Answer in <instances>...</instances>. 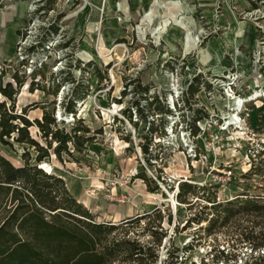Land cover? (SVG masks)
I'll return each instance as SVG.
<instances>
[{"label":"rangeland","instance_id":"1","mask_svg":"<svg viewBox=\"0 0 264 264\" xmlns=\"http://www.w3.org/2000/svg\"><path fill=\"white\" fill-rule=\"evenodd\" d=\"M15 1L25 21L14 57L0 61V85L17 89L15 110L26 106L30 120L45 107L59 127L70 131L81 119L95 134L81 152L59 160L51 150L41 161L53 174L80 179L77 200L95 220L115 223L159 208L166 232L159 245L145 229L159 222L154 212L127 227L129 238L151 246L148 264H243L262 256L264 247L247 242L232 248L251 219L237 214L222 224L209 200L264 195V175L249 174L254 167L264 174V0H0V10ZM72 98L75 114L63 108ZM29 131L46 144L35 125ZM148 142L149 155L141 150ZM23 151L0 143L15 166L24 164ZM112 175L130 179V203L105 199ZM183 181L196 192L179 200ZM10 198L0 192V221ZM217 249L233 259L217 260Z\"/></svg>","mask_w":264,"mask_h":264},{"label":"trees","instance_id":"2","mask_svg":"<svg viewBox=\"0 0 264 264\" xmlns=\"http://www.w3.org/2000/svg\"><path fill=\"white\" fill-rule=\"evenodd\" d=\"M94 72L101 79L100 72L97 69H94ZM13 77L20 85L19 77L16 74ZM191 84L188 91L192 96L197 88ZM33 85L38 86L37 83ZM33 85H30L31 89ZM0 93L4 97L0 100V143L12 146L17 143L23 145L24 150L22 166L13 165L0 154V192L10 193L12 204L0 221V264H111L115 261L148 264L153 261L148 254L151 246L145 247L138 238H129L127 227L140 220L146 221L154 212L159 222L156 225H149L147 222L145 229L151 228L153 242L159 245L166 236L162 229L163 217L159 208L144 212L135 219L115 223L96 221L95 215L69 192L63 178L38 166L44 158L50 156L51 150L59 160H62V154L71 157L74 151L81 152L85 149L84 145L95 138V134L88 135L90 129L81 123V119L77 120L70 131L59 127L53 112L47 111L45 107L41 119L30 120L26 116V106L18 113L15 110L17 89L10 82L4 86L0 85ZM5 98L10 101L9 105ZM75 99H69L63 107L67 113L75 114ZM200 118L196 116L193 124ZM33 125L38 128L45 145L31 135L29 127ZM197 130L196 127L193 134ZM96 133H101V130ZM29 148L35 150L33 160ZM148 148L149 142L141 145L144 154L149 155ZM251 173L264 175L257 172L255 167L249 169V174ZM138 177L148 181L142 172L138 173ZM176 188L175 197L179 200H182L186 193L196 192L195 186L186 181L178 182ZM209 202L212 203L210 206L218 214L216 216L221 219L222 224L237 214L251 219L252 226L248 230L247 227L244 228L246 230L235 237L233 249L239 248V243L243 242L249 243L252 249L264 247V229H260L256 234L253 230L264 226V195L240 193L223 202H217L213 198ZM220 210L222 215H219ZM167 218L170 220V215ZM206 220L213 223L216 218L210 217ZM119 231L123 234L112 235ZM223 250H216L219 252L217 260L233 259L228 253L224 254ZM243 264H264V251L262 256H251Z\"/></svg>","mask_w":264,"mask_h":264},{"label":"crops","instance_id":"3","mask_svg":"<svg viewBox=\"0 0 264 264\" xmlns=\"http://www.w3.org/2000/svg\"><path fill=\"white\" fill-rule=\"evenodd\" d=\"M18 3L19 2L15 1V4L11 5L12 7L6 10H0V61L14 57L15 43L18 40L20 30L24 26V13L18 9L20 7V5H17ZM55 174H58V176L65 180L68 190L78 199L81 193L80 179L77 177H65L62 173L56 172ZM82 202H84V200H82Z\"/></svg>","mask_w":264,"mask_h":264},{"label":"built area","instance_id":"4","mask_svg":"<svg viewBox=\"0 0 264 264\" xmlns=\"http://www.w3.org/2000/svg\"><path fill=\"white\" fill-rule=\"evenodd\" d=\"M18 53L21 54V51ZM2 70H3V67L0 64V73ZM0 96H1V93H0ZM56 117L58 120L59 119L58 116ZM38 166L41 167V163ZM42 168L43 170H45L44 167ZM129 180H130L129 178H126L123 176L117 177V176L112 175V176L107 177L106 182H105L106 188L103 187L105 190V194H104L105 199L108 201L116 202L120 204L130 203L133 197L131 194L132 189L129 188ZM97 188L100 189V187H97ZM117 189L119 190L122 189V191L118 192Z\"/></svg>","mask_w":264,"mask_h":264},{"label":"bare ground","instance_id":"5","mask_svg":"<svg viewBox=\"0 0 264 264\" xmlns=\"http://www.w3.org/2000/svg\"><path fill=\"white\" fill-rule=\"evenodd\" d=\"M255 96H258V94H256ZM241 103H242V101L240 102V100H239V102H238L237 104H238V105H241ZM41 167H44V169H45L47 172L51 173V168H50L47 164L42 163V164H41ZM169 195H170V197H171V193H169ZM172 196H173V195H172ZM171 200H172L174 206H177V205H178V202H176V201L174 200V198L171 197Z\"/></svg>","mask_w":264,"mask_h":264}]
</instances>
